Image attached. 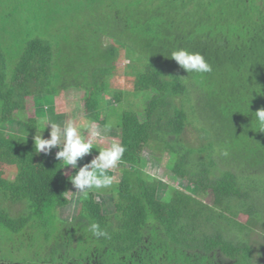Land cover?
Segmentation results:
<instances>
[{"label":"trees","instance_id":"obj_1","mask_svg":"<svg viewBox=\"0 0 264 264\" xmlns=\"http://www.w3.org/2000/svg\"><path fill=\"white\" fill-rule=\"evenodd\" d=\"M31 1L0 0V20L31 12L21 9ZM37 3L30 19L54 11L53 20L67 18L76 29L27 38L12 67L0 43V165L14 169L11 177L0 173V229L26 237L29 247L38 241L37 264H256L264 256V132L254 114L264 108V0ZM177 47L201 53L212 71L187 76L168 58ZM121 55L141 98L117 124L126 151L121 172L110 175L121 180L67 198L71 184L58 149L37 153L30 135L39 134L61 92L79 87L85 117L104 126L103 107L112 105L105 94L121 100V90L109 89ZM29 96L35 117L24 119ZM13 122L16 132H7L3 126ZM188 125L196 145L184 137ZM95 148L78 166L103 149ZM146 149L173 155L183 183L210 190L213 202L203 205L173 186L160 190L158 177L146 172ZM65 207L72 217L59 216ZM92 222L109 238L93 237Z\"/></svg>","mask_w":264,"mask_h":264},{"label":"rangeland","instance_id":"obj_2","mask_svg":"<svg viewBox=\"0 0 264 264\" xmlns=\"http://www.w3.org/2000/svg\"><path fill=\"white\" fill-rule=\"evenodd\" d=\"M48 3L55 2L56 0H47ZM44 2H40V5H43ZM34 4L35 6L31 5ZM38 5L37 0L31 1L30 5L25 4L23 7H21L22 10L28 8L31 12L24 13L19 11L20 13L17 15L9 14L0 20V28L2 29V34L0 38L1 47L9 53V65L10 67L14 66L17 62L19 54L17 53L19 51V48L22 46L23 41L27 38H32L34 35L41 36L43 38H56L60 35L62 36L63 32H66L67 29L69 30H75L76 27L73 26L72 20H69L67 18H63L61 20H53V13L49 16L48 13L43 14L32 20L30 19L33 16L32 9L33 8H39L41 7ZM89 8H91L88 5ZM5 8H3L1 11H4ZM42 10L45 12V8L42 7ZM89 12L83 11L80 14L81 21L85 22L89 19L90 16V9H88ZM58 15H61V13H58ZM30 19L28 23H26V19ZM53 21H52V20ZM27 24V25H26ZM58 25V26H57ZM71 26V28H68ZM85 29V28H84ZM91 31H87L85 29V36H91ZM17 39V42H15ZM17 46V48H16ZM57 63L63 62L62 56H56ZM127 64H129V60L121 55L116 63V72L115 75L109 80V89L111 90H121V100L119 103H117L116 100H113L111 98V94H105V99L109 100V103L112 105H104L102 113H106L107 121L105 125H111V130L105 134V138L101 141H97L95 144V147L98 148H104L109 146L113 140L118 141L119 139V129L117 128V124L119 122L120 114L125 110H138L140 108V105L138 107V104L141 101L140 97H137L133 95V74H131L129 71V68H127ZM81 74V72H79ZM75 76V75H73ZM73 76L70 77V80L73 81ZM83 78V77H82ZM82 88H76L67 92H61L58 97L54 99V108L53 113L47 112L46 115L42 118H47L51 122L54 123H60L64 124L68 120H75L80 125H84L89 120L85 117L84 109H83V92L80 91ZM146 94V93H140ZM148 94V93H147ZM143 96V95H142ZM145 100V99H144ZM115 103V104H114ZM144 103V102H143ZM142 103V104H143ZM141 104V105H142ZM137 106V107H136ZM138 108V109H137ZM200 108V107H199ZM201 109V108H200ZM35 110L36 106L34 105L33 97L29 96L26 98V109L24 112L25 117L27 118H33L35 117ZM142 111V109H141ZM141 113V112H140ZM56 115V116H54ZM41 125V124H40ZM19 126L18 122H13L11 124H7L3 127H5V130L8 132H16L14 131ZM46 129V130H45ZM42 132L43 138H49V128L45 127ZM197 132L193 129L192 125H188L185 128L184 137L191 141V145H196L198 140H196ZM35 134L30 135V137L34 138ZM146 156H145V162L146 166L150 169H147L146 172L152 177H158L159 181H161L162 184H160V190L164 189L167 186H173L177 188V190H184L189 192L194 200L199 201L203 205H210L213 202V194L210 190L205 189V187L199 188L198 190L196 188H193L192 185L183 183L182 177L175 173L172 170V165L174 162L173 155L169 154L168 152L163 153H155L152 154L150 150H145ZM96 155L92 154V158ZM156 156L157 158H154ZM79 167V166H78ZM116 172H121V168L118 166L116 169H114ZM66 173H72L73 170L71 169V166H67L65 169ZM114 172V171H113ZM0 173L4 176L11 177L14 173V169L5 166L0 165ZM6 173V174H5ZM110 175V171L108 173ZM114 175V173H112ZM123 178V177H122ZM126 178H123V181ZM121 180V178L116 179V181ZM186 185H190L189 189L186 190ZM196 189V190H195ZM68 191H75V189L70 185V188L66 192V197L69 198L71 196L79 194V192L76 193H68ZM61 203V201H59ZM73 202V201H72ZM106 208L109 209L108 205H106ZM78 209V208H76ZM110 210V209H109ZM59 216L63 217H72V212L69 209L63 208L59 211ZM240 220L244 223L249 224L253 228L256 227L257 223L256 221H253L249 219L248 216L241 215ZM29 240L26 237H20L18 235H12L8 231L0 229V263L4 264V262H7V264H37V261H35V256L33 252L37 249L38 241L35 243V247H29ZM260 258H257L256 264H264V256H259ZM262 258V259H261Z\"/></svg>","mask_w":264,"mask_h":264},{"label":"clouds","instance_id":"obj_3","mask_svg":"<svg viewBox=\"0 0 264 264\" xmlns=\"http://www.w3.org/2000/svg\"><path fill=\"white\" fill-rule=\"evenodd\" d=\"M168 58L174 60L187 76L212 71L211 65L199 52L177 47ZM254 114L258 130L264 132V108L257 109ZM40 124L41 130L33 138L35 151L47 155L53 148L58 149L55 158L64 166H71V169L75 170L67 174L68 181L75 189L74 192L68 191V193L86 194L89 190L109 189L114 185L116 177L108 173L118 167L126 151V147L121 142L113 140L109 146L97 150V154L89 162L78 167V161L96 149L95 144L105 138V134L111 130V125L101 126L95 121L80 125L71 119L60 124L51 122L47 118L42 119ZM45 127L49 128V138L42 137V130ZM224 155L227 153L225 152ZM87 229L97 239L109 238L108 232L102 229L98 222L88 224Z\"/></svg>","mask_w":264,"mask_h":264}]
</instances>
